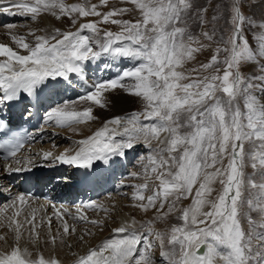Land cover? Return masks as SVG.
Masks as SVG:
<instances>
[{
    "label": "snow or ice",
    "instance_id": "1",
    "mask_svg": "<svg viewBox=\"0 0 264 264\" xmlns=\"http://www.w3.org/2000/svg\"><path fill=\"white\" fill-rule=\"evenodd\" d=\"M126 2L139 14L134 22L122 18L133 9L98 10L109 0H100V5L68 4L66 0H0V5H7L0 7V12L32 21L47 14L57 20L67 18L77 26L75 31L34 29L29 33L32 40L10 34L15 47L0 43V104L11 105L26 94L30 102L26 111L31 115L36 104L44 106L46 91L72 87L73 76L87 83L88 65L105 57L111 58L104 61L105 69L112 67L113 61L136 62L131 68H120L111 78L94 81L77 97L86 104L83 110L72 107L76 101H65L50 105L44 118L55 126L75 130L98 119L94 108H107V94L117 90L137 98L141 109L106 120L91 136L76 142L74 154L53 157L45 152L44 158L86 170L83 179L87 181L94 175L91 170L95 162L115 166L116 158L126 157L128 150L142 143L150 154L139 158L143 173L131 175L151 176L159 183L147 196V180L134 185V207L145 213L154 210L161 220L179 213L176 218L182 221L168 232H159L153 229L152 221L136 229L133 219L131 226L113 230L120 238L105 239L82 255L74 253L73 264H264V103H259L256 95L258 87L264 92V63L260 62L264 59V35L259 36L258 50H254L244 32L245 26L264 29V21L256 25L242 11L243 0H231L227 21L231 35H222L217 41L215 30L202 31L200 36L190 30V19H197L201 27L209 23L208 9L195 0ZM102 24L115 25L118 30L101 28ZM212 43L216 47L211 59L192 70L196 76L187 72L186 66ZM243 63L256 64L262 74L243 75ZM202 72L207 74L199 75ZM241 98L244 111L239 105ZM7 129V121L0 118V131ZM24 144L22 138L13 137L0 143V149L5 151V159L20 165L18 153ZM248 168L252 171L246 174ZM7 170L25 169L8 165ZM216 183L221 188L210 199ZM189 198L192 203L180 207V202ZM17 201L20 205L27 203L25 195H18L10 204L0 206V226L7 227L14 239L10 250L0 252V264H62L42 252L34 257L28 248L20 246L25 236L22 229L28 225L31 242L38 244L40 234L35 231L34 213L25 216L23 223L17 220L23 211ZM84 207L108 212L95 202ZM9 208L15 209L11 215H7ZM254 211L259 219H253ZM77 213L73 220L103 230L102 221L89 220L79 208ZM61 224L59 240L57 236L50 238L54 247L58 242L66 243L64 237L75 232L74 227L70 231L66 220L61 219ZM5 239L0 236V240ZM79 239L83 241L84 236ZM157 246L161 250L159 262L154 256Z\"/></svg>",
    "mask_w": 264,
    "mask_h": 264
},
{
    "label": "bare ground",
    "instance_id": "2",
    "mask_svg": "<svg viewBox=\"0 0 264 264\" xmlns=\"http://www.w3.org/2000/svg\"><path fill=\"white\" fill-rule=\"evenodd\" d=\"M67 2L69 4L77 3L76 0H67ZM3 6H7V5L6 4L0 5V7H3ZM13 11H15V10L13 9ZM0 13H1L0 21L4 18L5 14H7L10 17L18 16V15H11L9 13H4V12H0ZM21 17H25V16H21ZM25 18H27V17H25ZM71 24H72L71 21L68 20L67 18H64L62 20H57L54 17H51L50 15H47V14L43 15L41 18H39L37 21H34V22H29V23L27 22L25 24L21 23L19 21L12 22L6 26H0V43H5V44H8L10 46L15 47L14 42L10 38V34H22V35L26 36V38L28 40H32L33 38L29 35V33L31 30H34V29H47L49 32L52 31V29H54V28H60L62 30L75 31L77 26H74ZM20 25L23 27H18ZM8 26H13V27H8ZM38 34H41V33H38ZM107 58L108 57H105L104 60L101 61V65L104 64V61H106ZM94 63H96V62H94ZM94 63L87 66L86 72L87 71L91 72L93 70V64ZM124 63H125V66H124ZM112 64H113L112 67L106 69L107 78H111V75H112L111 70L117 71L119 68L127 67L125 60L113 61ZM92 76H94V75L92 74ZM107 95H108V98L110 100L109 106L107 108H103V109L99 108V107L94 108L93 114L96 117H98V119H96L94 121H90L87 124L78 125L75 130L70 128L68 130L63 131L64 133L72 132L71 134H74V136L77 137V139L75 138V140L71 139L72 141L71 140L69 141L67 138H63V137L59 136L58 133H53L52 135H50V141L48 143L46 142V144H43V145L39 144L37 147H33L34 151H38L39 153H41L40 156H37L40 158V159L38 158V161L39 160H43V161L47 160L43 156V153H45V152H51L53 154V157L64 154L65 152H68L69 154H74L75 150L78 149V144L76 143L77 141L84 139V138H87L88 136H91L96 130H98L100 127L103 126V123L106 120H109L115 116H124L127 113H130L133 111H138V106L141 105L137 98H135L131 95H127L120 90L108 93ZM75 107L81 110L80 106H75ZM84 107L85 106H83L82 109ZM80 129H81V131H80ZM53 138H55V142H54L53 146L61 145V146H59L60 147L59 149L58 148L56 149V147L54 149L52 144L50 143ZM118 139H119V137H118ZM68 143L70 144L69 146H67ZM134 151L140 152L141 154L139 155V157L141 156L144 158H146L150 154V150L147 149L142 143L137 144L131 150V153ZM131 153L127 155V152H126V157L129 158ZM48 159H53V158L50 157ZM36 160H37V158H36ZM139 161H138V166H139L138 169H140V170L139 171L136 170L135 172H137L138 174H142L143 169H142L141 163ZM7 166L8 165H4V164L0 165V185L3 183L6 184L4 189L2 186H0V189H2L4 191H9V188H8L9 184L7 183V180H6V173L8 171ZM12 167H21V166L14 164V165H12ZM22 168H26V167H22ZM131 171H133V170L131 169ZM147 178H149V180ZM147 178H145V179H147L149 181V183H151V182L154 184L159 183L158 181H155V180H154L155 181L154 182L153 181L154 178L151 176H149ZM142 179H143V177H142ZM134 180H141V175L136 176V179H132V181H134ZM143 181L146 182V180H143ZM148 181H147V183H148ZM125 182L128 183V184H126L127 188H129V187L134 188L133 187L135 185L134 183H136V185H139V183H140L139 181H134V183L130 184V182H131L130 178L125 180ZM137 182H139V183H137ZM149 187L151 188L150 185H149ZM156 187L154 186L153 188L156 189ZM12 190H14L13 193H16L15 189H12ZM132 192H134V190ZM118 194L119 193H116L115 195H117V196H110V198H106L102 202H100L99 205H101V203H102V205L108 209L107 213L103 212V214H100L98 212L97 213L96 212H90L87 210V214L89 215V217H88L89 220L95 219V220L102 221V217L108 216V218L106 220H104L105 222L103 224L104 225L103 230H101L100 228H98V227H96L90 223H87V222L82 223L83 221H78V220L72 219L73 215H79V213H77L78 208L81 210L83 209V211H85V207H79L77 205H75V206H73V205L62 206V205L53 204L52 202L41 204L38 202H34L33 200L28 199V198H26L27 203L25 205H20V203L17 201V207L23 209V211L21 212V215L17 217V220L19 222L23 223L25 216L31 217V215L34 213L35 214V220L33 222L37 225L35 231L39 232V234H40V239H39L38 244L31 242L28 238V235H27V232L29 230H31V225H28L26 227V229H22L23 231H25V236L20 241V246L22 248H25V247L28 248L29 251H31L33 253L34 257L36 256L37 252H42L46 258L47 257H55V258L60 259L62 261V264H73L74 260L76 259V256L74 255V253L77 255H82V254L86 253L90 247H95V246L99 245L105 239L120 238V236L115 235L113 233L114 229L121 227L122 225H125V224L131 226L133 219L137 222L136 225L134 226L135 228L140 227V225L142 224V221H144V218L147 220L148 218L152 217L154 220H156L154 217L157 218L158 214H156L155 211H154V213L152 212L153 213L152 214V213H145L143 211H139L140 209L139 210L137 209L136 211H138L137 213H140V215H138V216H135L137 214L133 215L134 212L132 210H134L133 209L134 206L133 205H130L131 207L127 206L128 208L123 206V204H121V194L120 195H118ZM18 195H20V194L17 193L16 197ZM118 200H120V201H118ZM105 201H107L106 204L103 203ZM127 201H128V199L125 200V198H124V200H122V203L127 202ZM2 210L3 209L1 208L0 211H2ZM57 210H59V212H57ZM14 211H15V209L9 208L7 215L13 214ZM113 212L116 214L115 217L117 218V219H115V217H114V219H113L114 221L111 220L112 217H109V215ZM58 216L60 218H58ZM49 218H51V221H52L50 227L48 224ZM61 219L67 221V223L70 225V231H71V228L74 227L75 232H73L71 235L64 237V240L66 242H68V244H66V243L62 244V243L58 242L57 245L54 247L51 245V243L49 244V241H50V238L52 236H57L58 240H59L58 234L62 232ZM77 223H78V225H76ZM89 231L92 233V235H86V233ZM0 236L6 238L5 240H0V252L10 250V247L14 246V239H13L12 232L7 227L0 226ZM81 236H84L83 241H80V239H79V237H81ZM46 241H47V243H46ZM160 251L161 250L159 247L157 249H154V253H155L154 256L156 257V260L158 262L161 260Z\"/></svg>",
    "mask_w": 264,
    "mask_h": 264
},
{
    "label": "rangeland",
    "instance_id": "3",
    "mask_svg": "<svg viewBox=\"0 0 264 264\" xmlns=\"http://www.w3.org/2000/svg\"><path fill=\"white\" fill-rule=\"evenodd\" d=\"M76 1H77V3L90 2V3H94V4H97V5H100V0H76ZM66 2H67V0H66ZM195 2H196L197 5L202 6V7H206L208 9V11L206 13V18L209 21V23H207L206 25H204L203 27H201V25L199 24V22H198L197 19H195V18L194 19H190L189 20V27H190V30L192 31V33L194 35L200 36L202 31H212V30H215V32H216L215 39L217 41L219 40V38L222 35L225 36V37L231 35V27H230V25L227 22L228 19H229L228 5L231 3V0H195ZM112 8H128V9H133V6L131 5L130 2H126V0H109V3H108L107 6H100L98 8V10H100V11H108V10H110ZM242 11L244 12L245 16L248 17L249 20L253 21L256 25H259L262 21H264V1L263 0H258V1L257 0H243ZM213 16L216 17V20L215 21H213V19H212ZM118 18H120V17H118ZM122 18L123 19H127V20H131V21L134 22L137 19H139V14H138L137 11H135L133 9L131 12L126 13ZM88 19H97V18L90 17ZM26 21L28 23L29 22H34L31 19H29V18H25V22L21 21V23H24L25 24V23H27ZM18 27H23V26L20 25ZM100 27L101 28H108V29L113 30V31H117L118 30L117 26L111 25V24H109V25H103L102 24V25H100ZM244 32H245V37L247 38L250 46L254 50H258L259 36L260 35H264V29H262V28H260L258 26L257 27L245 26ZM87 34L91 35V33H87ZM203 42L205 44H208L209 43L206 40H204ZM215 47H216V44L215 43H212L211 48H205L201 53H199L197 55V59L195 61L190 62L186 66V71L187 72H192V70L194 68H198L201 64L207 63L211 59V56L214 53ZM260 62L261 63H264V59H261ZM240 71L245 76H259V75L262 74L260 68L256 64L243 63L240 66ZM205 74H207V73H203V72L202 73H199V75H205ZM192 75L193 76H196L197 73L192 72ZM257 84H259V82H257ZM256 95L259 97V101L258 102L259 103H264V92H260L259 91V87L256 90ZM239 105H240L241 110L244 111L245 110L244 109V100L242 98L239 100ZM75 106H80L81 110H83L84 108L82 109V107L83 106L86 107V104L84 102H82V101H76V103L72 105V107H74L76 110H80V109L76 108ZM141 107H142V105H139L138 106V110H140ZM55 131H58L60 133L59 136H61L63 138H65V137L68 138L69 141L71 139L72 140H75V138L77 139V137H75L74 134H71L72 132L64 133L63 132L64 130H62V131L61 130H55ZM80 131H81V129H80ZM61 134H63V136ZM69 145L70 144L68 143L67 146H69ZM59 146H61V145H59ZM59 146H55L56 149L57 148L59 149L60 148ZM55 147H54V149H55ZM246 149H247V145H246ZM138 153H139V155L141 154L140 152H138ZM35 158L38 159L39 157L36 156ZM139 158H141V156ZM139 158H138V160L135 159V161L133 162V165L134 166L133 165L131 166L132 167L131 169L133 170V171H131V173H137L135 171L136 170L137 171L140 170V169H138L139 168L138 161L140 160ZM245 171H246V174H247V173H251L252 170H251V168H248ZM142 177H143V179H142ZM145 178L146 177H144V176L141 175V180H134V181H139L140 183L139 182H137V183L143 184V183H145L143 180H147V179L149 180V178H147V179H145ZM132 179H136V177L130 176V180H131L130 184L131 183H134V181H132ZM125 180H127V178ZM125 180H124V182H125ZM153 181H154V179H153ZM134 184L136 185V183H134ZM148 184L151 186V188L149 187V189L144 192V195H146V196L147 195H151L152 192L155 190V188H153V187L154 186L156 187L158 185V184H154L152 182L149 183V181H148ZM213 188L215 190L212 192V195H211L210 199H214L216 197L217 192L220 190L221 186L219 185V183H216V184L213 185ZM127 189H128V190H126L127 192L126 191L124 192L125 195L121 196V204H123V206H125L126 208L131 207L130 205H133L134 206V202L132 200V194H133L132 191L135 190L132 187L131 188L129 187ZM124 198H125V200L128 199V201L122 203V200H124ZM102 201H103V199H101L99 201V203H97V204H100V202H102ZM118 201H120V200H118ZM106 202L107 201H105L103 203L106 204ZM191 202H192V199L191 198L186 199V200H182L180 202V207H188L191 204ZM101 205H102V203H101ZM133 209H134V210H132L134 212L133 215H135V214H137L135 216L140 215V213H137L138 211H136L138 208L133 207ZM139 211H142V210H139ZM95 212L96 213L98 212L100 214H103V211L96 210ZM152 212L154 213V210L151 211V212L149 211L148 213H152ZM115 215L116 214L114 212L109 215V217H112V219H111L112 221H114L113 219H114ZM177 215H179V213L170 215L166 219H163V220L158 219L156 217H154L156 220H154L152 217L148 218L147 220L144 218V221H142V223H147L149 221H152V227H153V229L155 231L168 232L173 225H178V224L182 223V221H180V220H178L176 218ZM251 215H252L253 219H259V214L257 212L254 211V212L251 213ZM107 218H108V216L107 217H102L103 224L105 222L104 220H106ZM115 219H117V218L115 217ZM48 222H49V220H48ZM242 224L245 227V229H247V227H248L247 223L242 221ZM136 228L139 229L140 227L139 228L136 227ZM257 231H260V230L257 229ZM145 238L147 239L148 237H145ZM49 244H50V241H49ZM66 244H68V242H66ZM157 248H158V246L155 249H157ZM154 255H155V253H154Z\"/></svg>",
    "mask_w": 264,
    "mask_h": 264
},
{
    "label": "water",
    "instance_id": "4",
    "mask_svg": "<svg viewBox=\"0 0 264 264\" xmlns=\"http://www.w3.org/2000/svg\"><path fill=\"white\" fill-rule=\"evenodd\" d=\"M203 250V249H202Z\"/></svg>",
    "mask_w": 264,
    "mask_h": 264
}]
</instances>
